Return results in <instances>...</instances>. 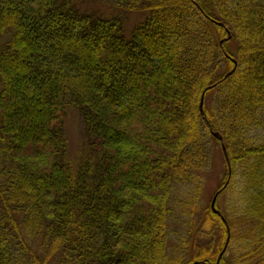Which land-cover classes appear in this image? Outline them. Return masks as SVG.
<instances>
[{"label": "trees", "instance_id": "1", "mask_svg": "<svg viewBox=\"0 0 264 264\" xmlns=\"http://www.w3.org/2000/svg\"><path fill=\"white\" fill-rule=\"evenodd\" d=\"M115 1L146 14L129 38L72 0H0V264H215L227 231L210 208L206 245L170 257L167 227L215 133L233 199L218 264H264V0ZM68 108L87 138L76 168Z\"/></svg>", "mask_w": 264, "mask_h": 264}, {"label": "rangeland", "instance_id": "2", "mask_svg": "<svg viewBox=\"0 0 264 264\" xmlns=\"http://www.w3.org/2000/svg\"><path fill=\"white\" fill-rule=\"evenodd\" d=\"M74 10L80 14L86 13L89 16L99 17V19L119 18L122 24V34L129 38L134 28L140 24L146 17L145 13L129 12L126 8L120 6L115 0H72ZM8 38L6 35L0 36V47H2ZM231 52L234 51L230 45ZM2 82L0 78V90ZM64 120V135L67 143L68 158L76 168L78 162L87 155V138L85 135V126L81 115L76 109L68 108ZM1 128V117H0ZM256 136L261 135V130L254 133ZM211 147V161L208 167L202 172H196V180H191L184 185H176L170 198V213L167 219L169 230L168 237V256H175L176 247L183 245L182 242H189L190 248L193 246L206 245L215 238V231H208L207 210L215 196L217 190L224 184L227 173L224 155L221 147L209 138ZM0 169L7 166L5 162H0ZM2 170V169H1ZM0 170V171H1ZM9 172V171H8ZM226 184V183H225ZM237 189L240 187L235 185ZM235 191V190H234ZM231 190L217 196L215 208L221 212L231 211L232 200ZM236 194V191L233 195ZM231 202V203H230ZM232 218L231 214H227ZM18 220V219H17ZM19 226V225H18ZM210 228V226H209ZM19 232L21 228L19 227ZM23 234V231H21ZM215 235V236H214ZM227 240V238H226ZM199 244V245H198ZM188 260L189 254H185ZM194 264V263H193Z\"/></svg>", "mask_w": 264, "mask_h": 264}, {"label": "water", "instance_id": "3", "mask_svg": "<svg viewBox=\"0 0 264 264\" xmlns=\"http://www.w3.org/2000/svg\"><path fill=\"white\" fill-rule=\"evenodd\" d=\"M219 25L221 26V24H219ZM228 38H229V36H228ZM220 44H221V42H220ZM233 63H234V68H235L236 63H235L234 61H233ZM234 70H235V69H233L231 72H229V73L226 75V77H228L229 75H231V73H232ZM213 87H214V86H212V87H208L207 90H208V89H211V88H213ZM199 109H200V112L202 113V111H203V97H202V99H201V102H200V105H199ZM213 137H214L215 139H217V140L221 143V150H222V153H223V155H224L225 161H226V163H227V165H228V160H227V156H226L225 147H224V145H223V143H222V138H221L218 134H216V133L213 134ZM217 196H218V193H216L215 196L213 197V199H212V201H211V203H210V209H211V211H212L214 214L218 215V216L221 218L222 222L224 223V225H225V227H226V231H227V240H226L225 246L223 247V250H222L221 253L219 254V256H218V258H217L215 264H218V263H219L220 258L222 257V255L224 254V252H225V250H226L227 243H228V240H229V229H228V226H227V224H226V221L223 219V217L221 216V214H220V213L216 210V208H215V201H216ZM194 264H197V263H194Z\"/></svg>", "mask_w": 264, "mask_h": 264}]
</instances>
